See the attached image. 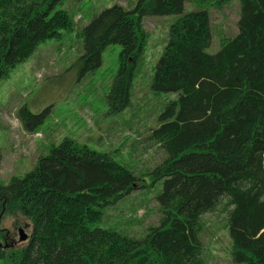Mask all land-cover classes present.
Here are the masks:
<instances>
[{
  "label": "trees",
  "instance_id": "trees-1",
  "mask_svg": "<svg viewBox=\"0 0 264 264\" xmlns=\"http://www.w3.org/2000/svg\"><path fill=\"white\" fill-rule=\"evenodd\" d=\"M138 0L108 7L83 29L84 70L99 66L104 50L123 46L107 102L131 103L136 68L144 58L146 15H177L153 76L157 92L172 93L152 130L166 152L152 171L164 180L157 196L160 224L134 237L96 225L103 209L135 189L138 177L112 154L66 137L23 176L0 181V210L32 224L26 245L0 249V264H205L202 217L224 204L232 257L264 264V0H239L238 33L209 52L210 8L231 0ZM63 0H0V80L37 46L74 26ZM18 118L28 130L41 121L28 108ZM34 131V130H33ZM0 232V239L2 237Z\"/></svg>",
  "mask_w": 264,
  "mask_h": 264
},
{
  "label": "rangeland",
  "instance_id": "rangeland-1",
  "mask_svg": "<svg viewBox=\"0 0 264 264\" xmlns=\"http://www.w3.org/2000/svg\"><path fill=\"white\" fill-rule=\"evenodd\" d=\"M138 0H63L57 8L72 14L74 26L60 37L41 42L27 61L0 80V181L31 171L40 156L48 155L66 137L101 152H108L138 177L136 188L103 209L96 225L134 237L144 236L149 227L160 224L162 214L157 196L164 180L153 181L151 171L167 156L150 135L159 126L160 115L175 98L152 87L157 63L169 39L177 15H146L147 33L143 60L136 68L131 103L112 111L107 102L121 66L123 46L113 43L102 54L99 66L84 70L83 29L93 17L115 4L132 9ZM197 5L186 0L184 13ZM212 39L209 52L219 50L223 38L238 33L239 0L221 8H210ZM41 121H30L28 130L18 118L22 108ZM228 210L224 204L202 217L200 239L205 264H245L232 257ZM19 228L31 236V222L20 214L0 210V249L18 248Z\"/></svg>",
  "mask_w": 264,
  "mask_h": 264
},
{
  "label": "water",
  "instance_id": "water-1",
  "mask_svg": "<svg viewBox=\"0 0 264 264\" xmlns=\"http://www.w3.org/2000/svg\"><path fill=\"white\" fill-rule=\"evenodd\" d=\"M19 240L20 241H26L29 238V235L25 232L23 228H19Z\"/></svg>",
  "mask_w": 264,
  "mask_h": 264
}]
</instances>
